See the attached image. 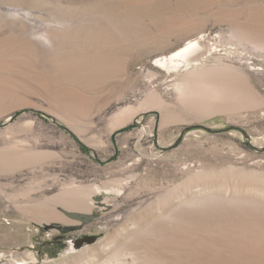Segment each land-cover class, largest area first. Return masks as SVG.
<instances>
[{
  "label": "rangeland",
  "instance_id": "1",
  "mask_svg": "<svg viewBox=\"0 0 264 264\" xmlns=\"http://www.w3.org/2000/svg\"><path fill=\"white\" fill-rule=\"evenodd\" d=\"M0 264H264V0H0Z\"/></svg>",
  "mask_w": 264,
  "mask_h": 264
},
{
  "label": "bare ground",
  "instance_id": "2",
  "mask_svg": "<svg viewBox=\"0 0 264 264\" xmlns=\"http://www.w3.org/2000/svg\"><path fill=\"white\" fill-rule=\"evenodd\" d=\"M201 47L202 43L200 40L188 41L170 55L158 58L155 63L172 71L179 70L181 67L188 68V66L197 65V58H195L194 54H196V51H200Z\"/></svg>",
  "mask_w": 264,
  "mask_h": 264
},
{
  "label": "water",
  "instance_id": "3",
  "mask_svg": "<svg viewBox=\"0 0 264 264\" xmlns=\"http://www.w3.org/2000/svg\"><path fill=\"white\" fill-rule=\"evenodd\" d=\"M26 110H22V111H19V112H16L12 117L11 119H14L16 118L17 116H19L21 113L25 112ZM138 127V123L137 122H134L133 124L131 125H128L126 126L125 128H122L118 131H116L113 135V142H115V136L117 134H120V133H123L125 132L126 130H130L132 128H136ZM198 128H202V129H205L209 132H212V130L206 128V127H203L201 125H195V126H191L189 128H186L185 130H189V129H198ZM239 131H242V129H239L237 128ZM64 214L71 218V219H74V220H77V221H81L83 224H88L90 223L94 218L95 216L91 215V214H84V213H77V212H66L64 211ZM68 229H64V231H67Z\"/></svg>",
  "mask_w": 264,
  "mask_h": 264
},
{
  "label": "crops",
  "instance_id": "4",
  "mask_svg": "<svg viewBox=\"0 0 264 264\" xmlns=\"http://www.w3.org/2000/svg\"><path fill=\"white\" fill-rule=\"evenodd\" d=\"M125 128V127H124ZM120 129H122V128H119V129H117V130H115L114 132H113V134H112V138H113V135H114V133L116 132V131H118V130H120ZM121 134V133H120ZM117 135H119V134H117ZM116 135V136H117ZM116 136H115V142H112L113 144H114V149H115V154L113 153V154H111V156H109V158H107V159H105V161H100L99 160V162L100 163H103V164H108V162L110 161V160H112L113 159V157H115L116 155H118V147H117V144H116ZM112 141H113V139H112ZM92 152L94 151V153L96 154L95 155V157H96V159L98 160V157H97V153H96V151L94 150V149H90ZM98 188V187H97ZM84 190V189H83ZM87 191H89L88 189H86ZM90 192V191H89ZM71 212H77V213H81L80 211H71Z\"/></svg>",
  "mask_w": 264,
  "mask_h": 264
}]
</instances>
